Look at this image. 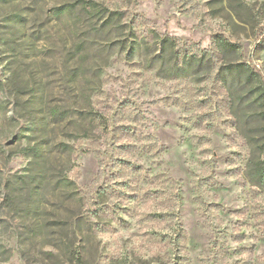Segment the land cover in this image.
Instances as JSON below:
<instances>
[{
    "label": "rangeland",
    "instance_id": "obj_1",
    "mask_svg": "<svg viewBox=\"0 0 264 264\" xmlns=\"http://www.w3.org/2000/svg\"><path fill=\"white\" fill-rule=\"evenodd\" d=\"M0 264H264V0H0Z\"/></svg>",
    "mask_w": 264,
    "mask_h": 264
},
{
    "label": "trees",
    "instance_id": "obj_2",
    "mask_svg": "<svg viewBox=\"0 0 264 264\" xmlns=\"http://www.w3.org/2000/svg\"><path fill=\"white\" fill-rule=\"evenodd\" d=\"M166 42L167 41H164V44L166 45ZM228 47L230 48V49H235L236 50V48H234L235 46L234 45H228ZM196 58H198L197 56H195V55H192V56H189L187 59H186V61H187V63H189V64H192V62L193 61H195V59ZM165 65V62H163L162 63V66H164ZM172 69H175L174 68V66H172ZM179 71V70H178ZM173 72H177V70H174ZM250 80H253V76L252 75H250V78H249ZM261 94H263V92L261 93ZM32 151H33V153H37L38 151H39V148H37V147H35V148H32Z\"/></svg>",
    "mask_w": 264,
    "mask_h": 264
}]
</instances>
